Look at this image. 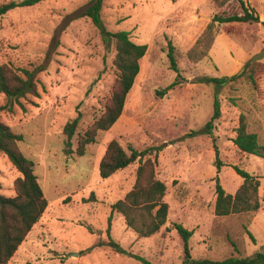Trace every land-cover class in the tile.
<instances>
[{
    "label": "rangeland",
    "instance_id": "1",
    "mask_svg": "<svg viewBox=\"0 0 264 264\" xmlns=\"http://www.w3.org/2000/svg\"><path fill=\"white\" fill-rule=\"evenodd\" d=\"M21 1L0 0V5ZM90 1L42 0L0 18V64L35 71L40 83L39 97L13 102L12 110L0 94V121L23 136L18 146L35 163L48 201L8 264H144L133 255L152 264H180L183 240L176 230H166L173 223L194 231L189 246L195 259L223 260L263 251L264 158L240 153L232 140L244 115L248 131L264 145V57L250 63L264 51V0H244L260 17L259 23L216 24L210 49L197 62L186 53L215 15L241 12L237 0L223 7L213 0H104L106 30L127 31L133 42L148 50L123 115L79 156L77 139L103 114L117 77L113 44H107L85 16ZM169 43L176 50L178 74L171 69ZM253 64L257 66L223 88L201 82L206 77H231ZM216 94L222 116L211 136L202 132L213 116ZM79 115L70 145L64 127ZM112 140L127 150L161 149L157 178L167 186L169 216L152 237H139L121 214H112V205L133 189L139 166L136 162L101 178L99 165ZM215 146L225 163L220 173ZM236 164L261 178V208L217 217V179L232 194L243 182L231 167ZM19 177L0 154V193L14 196ZM111 215L110 236L126 253L110 246Z\"/></svg>",
    "mask_w": 264,
    "mask_h": 264
},
{
    "label": "trees",
    "instance_id": "2",
    "mask_svg": "<svg viewBox=\"0 0 264 264\" xmlns=\"http://www.w3.org/2000/svg\"><path fill=\"white\" fill-rule=\"evenodd\" d=\"M41 1L23 0L20 3L2 4L0 5V18L16 7L33 6ZM213 1L218 6L223 7L231 0ZM237 1L240 4L241 12L215 15L202 36L186 53L189 60L197 62L206 56V50L210 49V43L214 38V26L216 24L260 22V17L246 6L244 0ZM103 5L104 0H91L85 16L89 17L93 24L101 30L104 41L107 44H113L115 50L113 65L117 77L103 114L77 139L76 153L79 156H84L87 147L96 142L98 134L109 131L123 115L127 97L141 71V60L148 50L147 45L133 42L130 33L127 31L108 32L103 25L101 15ZM168 58L171 69L178 74L176 50L172 43L168 45ZM256 66V64L250 67L246 66L231 77H206L201 79V82L213 84L217 89H220L244 76L248 68H255ZM39 84L35 71L16 67L12 63L0 64V94L7 98L10 110H12L13 102H20L21 99L29 96L39 97ZM221 116V103L218 94H216L213 116L202 133L213 136L215 121L219 120ZM80 119L79 115L64 127V133L70 145L79 128ZM235 133L236 136L232 142L240 153L264 158V145L256 133L248 131L244 115L240 116ZM22 140V135L15 133L8 125L0 121V154L5 155L21 174V177L17 178L14 184V196L9 197L0 193V264L10 262L48 208V201L35 173V163L27 158L18 146ZM214 148L215 165L218 173H220L225 163L220 158L217 146ZM160 150L157 148L155 153L153 149L139 151L132 146H129L127 150L119 141L112 140L108 143L99 165L101 178L108 179L118 171L126 169L136 162L139 163L133 189L123 200L112 205V214L114 212L121 214L126 225L141 238H149L158 234L168 222L169 205L164 201L167 186L157 178V157ZM153 154L154 158H152ZM231 167L242 178L243 182L235 194H229L217 179L215 216L228 217L258 212L261 208V178L251 174L239 164L231 165ZM111 223L112 215L109 218L108 228L110 246L117 252L126 253L111 238ZM166 230L168 232L176 230L183 240L184 255L180 264H264V250L257 251L247 257L232 256L223 260L195 259L189 246L194 231L186 229L180 223H173L172 227H167ZM250 236L252 240H255L251 234ZM133 257L144 264H152L140 256L133 255Z\"/></svg>",
    "mask_w": 264,
    "mask_h": 264
},
{
    "label": "water",
    "instance_id": "3",
    "mask_svg": "<svg viewBox=\"0 0 264 264\" xmlns=\"http://www.w3.org/2000/svg\"><path fill=\"white\" fill-rule=\"evenodd\" d=\"M263 57H264V51H262L260 54H257L256 56H254V58L252 59V61L250 63L260 61ZM75 255H77V254H75Z\"/></svg>",
    "mask_w": 264,
    "mask_h": 264
},
{
    "label": "crops",
    "instance_id": "4",
    "mask_svg": "<svg viewBox=\"0 0 264 264\" xmlns=\"http://www.w3.org/2000/svg\"><path fill=\"white\" fill-rule=\"evenodd\" d=\"M249 172H250V170H249ZM251 174H253V172L251 171ZM236 191H237V189L236 190H234V191H231V193L232 194H235L236 193Z\"/></svg>",
    "mask_w": 264,
    "mask_h": 264
}]
</instances>
